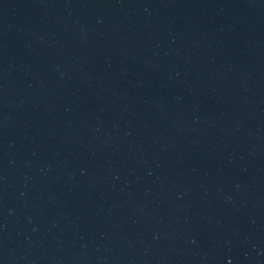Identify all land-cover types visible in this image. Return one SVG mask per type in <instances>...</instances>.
<instances>
[{"label":"water","instance_id":"water-1","mask_svg":"<svg viewBox=\"0 0 264 264\" xmlns=\"http://www.w3.org/2000/svg\"><path fill=\"white\" fill-rule=\"evenodd\" d=\"M0 264H264V0H0Z\"/></svg>","mask_w":264,"mask_h":264}]
</instances>
